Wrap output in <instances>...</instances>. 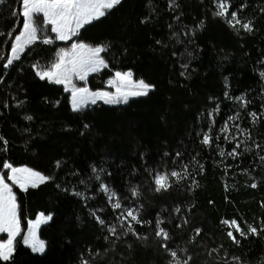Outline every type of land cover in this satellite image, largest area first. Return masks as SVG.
Returning <instances> with one entry per match:
<instances>
[{
	"label": "trees",
	"instance_id": "trees-1",
	"mask_svg": "<svg viewBox=\"0 0 264 264\" xmlns=\"http://www.w3.org/2000/svg\"><path fill=\"white\" fill-rule=\"evenodd\" d=\"M226 1L228 15L218 16L217 0H121L68 42L35 13L39 38L7 69L25 18L20 0L0 5V173L6 175L2 164L10 162L50 177L16 188L22 231L13 257L0 264H171L155 235L159 227L181 260L192 257L189 264H240L233 256L264 264V0ZM235 10L241 21H252V32L229 24ZM73 41L105 46L106 66L80 85L106 89L116 72L131 70L155 87L127 103L74 109L65 86L39 74ZM205 133L209 144L202 142ZM236 141L239 155H229ZM158 173L169 174L166 190H155ZM102 184L117 194L112 203L119 198L123 207L143 206L140 219L152 223L133 227L147 240L121 234L127 228L117 223L120 210L111 207ZM43 212L51 219L39 227L46 249L38 253L22 237ZM233 219L245 232L249 225L261 230L240 237L225 223Z\"/></svg>",
	"mask_w": 264,
	"mask_h": 264
},
{
	"label": "snow or ice",
	"instance_id": "snow-or-ice-1",
	"mask_svg": "<svg viewBox=\"0 0 264 264\" xmlns=\"http://www.w3.org/2000/svg\"><path fill=\"white\" fill-rule=\"evenodd\" d=\"M6 3V0H0V5ZM22 5V16L25 18L23 21L24 32H22L19 36L15 37V43L11 45L12 57L8 59L7 64L4 66L5 69L9 65L13 64V61L18 58V54L23 52L24 47L28 43L34 42L38 39V28L34 22V14L35 13H43L44 14V23H50L52 27V31L55 32L58 36L59 40H68L70 36L75 35L84 25L89 24L90 22L97 20L100 17H104L108 10L113 9L115 6L121 4V0H20ZM217 7L219 11L216 13L218 16H227L229 13L230 4H226L224 0H220ZM241 8L246 7L245 4H241ZM19 14L13 13V15ZM229 24L235 27L237 24L240 27L247 31L252 32L254 30V25L251 20L247 22H243L239 19V10H235L231 12V19L228 21ZM187 35V33H185ZM46 42H51V37L46 39ZM72 52L69 54L66 50L61 49L62 56L57 60V62L52 66L51 69L40 71L39 74L42 78L47 77L50 79H55L57 82L61 83H69L70 76L73 74H79L80 79L84 80L85 76L88 72L97 71L101 66H106V61L101 53L105 52L104 45H97L95 47L89 46L84 43L73 44ZM185 69L187 65H184ZM182 75L184 73H181ZM264 76V72L261 73ZM116 77L119 78V82L127 85L132 82V72L129 70L128 72H116ZM3 81V76L0 75V82ZM112 83V81H109ZM141 91H132L130 93H122L123 98L127 100L128 95H141L147 94V92L155 87L154 84L146 83L143 79L135 82ZM117 92L120 93L121 89L118 88ZM227 95V94H226ZM108 98L111 97V94L108 92H90L88 88H76L72 94V106L74 109H79L83 105L88 102V99L91 98L92 102L95 103V98ZM236 99L243 100V97H237ZM110 103H118V99L112 97L108 100ZM18 103H20L18 101ZM244 103L247 104V101L244 100ZM254 120L256 118V113H251ZM238 118V114H237ZM27 119L31 120L33 117L28 116ZM232 119V118H229ZM85 127H87L85 125ZM239 129V126H236ZM227 129V124L225 127L221 128V131H225ZM247 132L248 130H243ZM239 134V133H238ZM250 137V133H248V137ZM235 139V137H233ZM203 143L209 144L212 142V137L205 133L203 135ZM3 143H7V140H3ZM240 146V141H236V147L232 149L229 155H239L237 152V148ZM257 148L260 145H256ZM245 150H250L247 145H245ZM177 156L180 153H176ZM220 155H225L224 151L221 150ZM260 159L264 161V156H261ZM2 167L4 169L11 170V179L15 181L21 188L27 190V187L31 184L35 186L36 180H48L50 177L43 175L41 172L36 171L33 168H29L27 166L22 167H14L12 163H3ZM185 169L187 165L184 166ZM203 166H201L202 168ZM95 171V169H94ZM168 173L157 174L155 179L156 191L166 190L170 187L168 182ZM172 177L176 180L183 179V176L180 172L172 171L170 173ZM99 178V177H97ZM253 187L256 185L253 184ZM101 189L108 193V202L111 204V207L116 210H120L119 218L117 219V223L121 225V227L127 228V231H123L122 235H127L128 232L133 233L137 236L138 239L147 240L146 236H142L140 233H137L135 228L133 227V222L136 224H151L152 221L142 220L140 219V208L134 207H123L119 198H117L115 203H112V198L117 194L109 189L107 185L102 184ZM133 196H139L140 193L136 187L131 189ZM80 195V193H76ZM19 205L16 202L15 193L12 191V186L9 183L5 182V174L0 173V232L7 231L9 233V239L7 241H0V259L3 261H9L13 257V253L15 251L13 245V238L20 231V221L17 215ZM177 212L180 211L179 208L176 209ZM43 215V213L41 214ZM46 219H51V216L46 217ZM96 219L99 221L101 225H105V221L101 219L99 216H96ZM37 221L36 223H38ZM31 223V222H30ZM184 223H187L185 219ZM228 225L233 227L236 232L239 233L240 237H244L247 234H259L261 229L256 226L249 225L247 232H245L244 228L241 227L240 222L237 220H229L225 221ZM264 225V221L261 222ZM109 231L113 236L117 235V228L115 224L107 225ZM194 232L196 235H199L201 232L200 228H195ZM155 235L157 237H161V246L165 250V252L170 253V256L173 258L171 264H189V261L192 259L191 256H188L186 259L181 260L178 252L174 249H170L168 247V241L171 239L169 232L164 227H159L157 231H155ZM229 238L235 244H239L240 240L237 239V236L233 234L232 231L227 233ZM107 239V237H105ZM195 240V236L192 238ZM25 244H30L33 251L43 252L45 250V242L39 240L34 233L31 234V237L24 238ZM129 247H131L129 245ZM222 249L216 248L211 249L208 252V255L211 256L213 252L219 253ZM185 252L187 249L184 250ZM227 255V253H225ZM232 260L239 261L240 264H244V261H241V258L238 256H233ZM83 264H89L88 260L83 261Z\"/></svg>",
	"mask_w": 264,
	"mask_h": 264
},
{
	"label": "rangeland",
	"instance_id": "rangeland-1",
	"mask_svg": "<svg viewBox=\"0 0 264 264\" xmlns=\"http://www.w3.org/2000/svg\"><path fill=\"white\" fill-rule=\"evenodd\" d=\"M218 1V3L220 2V0H217ZM224 2L225 3H227V1L226 0H224ZM34 16H35V14H34ZM91 23V22H90ZM82 29V28H81ZM22 32H24V28H22V31H21V33ZM20 33V34H21ZM19 34V35H20ZM78 34V33H77ZM18 35V36H19ZM73 36L74 35H72V36H70V38L67 40V42L68 41H71L72 39H73ZM61 41H64L65 42V40H61ZM73 44H80L78 41H73L69 46H67V47H65V48H63L64 50H66L69 54H71V52H72V46H73ZM28 44H26L25 45V47H24V49L26 48V46H27ZM88 45V44H87ZM89 46H91V45H89ZM92 47H94V46H92ZM22 53V52H21ZM20 54V53H19ZM12 51H11V53H10V58L12 57ZM62 56V53L60 52L59 53V58ZM105 66H101L97 71H94V72H88L87 74H86V76H85V79L84 80H81L80 79V75L77 73V74H73V75H71L70 76V80H69V83H61V82H57L55 79H50L49 78V80H51V81H54V82H57V83H60V84H63V86H65V88H66V90L67 91H69L70 93H71V104H72V94H73V91H74V89H76V88H88L89 90H90V92H97V91H93V90H91L90 88H89V86H82V85H80L81 84V82H85L86 80H87V78L89 77V75L90 74H92V73H95V72H98L99 70H101V69H103ZM40 71H42V70H40ZM39 71V72H40ZM128 72V71H127ZM124 73H126V72H124ZM131 80H132V82H130V83H128L127 85H125L124 83H121V82H119V78L118 77H116V73H115V75L113 76V77H111L110 79H109V81H112V83H109L108 82V86H107V88L106 89H102V90H98V91H101V92H108V93H110L111 94V97H108V98H101V97H96L95 98V103H97V102H99V101H102V102H105V103H108V104H121V103H127L130 99H132V98H135V97H139V96H143V95H147L148 93H149V91L147 92V94H141V95H136V96H133V95H128V98H127V100H125L124 98H123V95H122V93H130V92H132V91H141V89L138 87V85L135 83V82H137V81H139V80H136L134 77H133V75H132V78H131ZM118 88H120L121 89V92L120 93H118L117 92V89ZM112 97H115V98H117L118 99V103H110V102H108V100L110 99V98H112ZM88 104H93V102H92V99L91 98H89L88 99V102L85 104V105H83L82 107H84V106H86V105H88ZM73 107V106H72ZM81 108V107H80ZM79 108V109H80ZM77 110V109H76ZM14 167H22V166H14ZM37 171V170H36ZM43 175H45L44 173H42ZM159 174H164V173H159ZM46 176V175H45ZM44 181H46V180H44ZM44 181H41V180H36V182H35V186H37V185H39L40 183H42V182H44ZM5 182L6 183H9L11 186H12V191L15 193V190H16V188H20V189H23V188H21L15 181H13L12 179H11V170L10 169H6V175H5ZM29 188L30 187H34L33 185H29L28 186ZM27 187V188H28ZM15 196H16V193H15ZM17 202V201H16ZM42 213H40L39 215H38V217H37V219L36 220H33V221H31V223L29 224V227H28V229L24 232V235H23V237H22V240H23V242H24V238L25 237H31V234L32 233H34L35 235H36V237L39 239V240H42L40 237H39V232H38V230H39V227H40V225L41 224H44L45 222H47L49 219H46V217H48V216H50V215H46V214H44V212H43V215H41ZM17 215H18V210H17ZM18 218H19V216H18ZM37 221H39L38 223H36ZM21 231H22V228H21V226H20V231H19V233L13 238V245H14V243H15V241H16V239H18L17 237L21 234ZM9 239V233L5 230V231H3V232H0V241H7ZM42 241H44V240H42ZM45 242V241H44ZM25 244V243H24ZM25 245H27V246H29L30 248H31V245L30 244H25ZM32 249V248H31ZM45 249H46V243H45ZM45 251V250H44ZM43 251V252H44ZM34 252H38V251H34ZM43 252H38V253H43Z\"/></svg>",
	"mask_w": 264,
	"mask_h": 264
},
{
	"label": "crops",
	"instance_id": "crops-1",
	"mask_svg": "<svg viewBox=\"0 0 264 264\" xmlns=\"http://www.w3.org/2000/svg\"><path fill=\"white\" fill-rule=\"evenodd\" d=\"M77 33H78V32H77ZM77 33H76V34H77ZM76 34H75V35H76ZM75 35H74V36H75ZM74 36H73V37H74ZM65 41H67V40H65ZM29 44H30V43H28V45H29ZM28 45H27V46H28ZM27 46H26V47H27ZM23 51H24V50H23ZM20 54H21V53H20ZM20 54H18V56H19ZM58 59H59V57H58ZM42 71H44V70H42ZM46 78H47V77H46ZM48 79H49V78H48Z\"/></svg>",
	"mask_w": 264,
	"mask_h": 264
}]
</instances>
